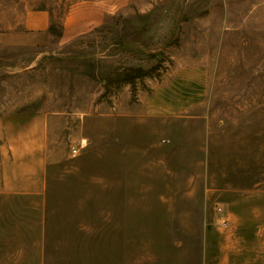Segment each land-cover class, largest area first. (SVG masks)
I'll return each instance as SVG.
<instances>
[{"label": "rangeland", "instance_id": "obj_1", "mask_svg": "<svg viewBox=\"0 0 264 264\" xmlns=\"http://www.w3.org/2000/svg\"><path fill=\"white\" fill-rule=\"evenodd\" d=\"M36 112L45 191L0 189V264H260L264 0H0V173Z\"/></svg>", "mask_w": 264, "mask_h": 264}, {"label": "crops", "instance_id": "obj_2", "mask_svg": "<svg viewBox=\"0 0 264 264\" xmlns=\"http://www.w3.org/2000/svg\"><path fill=\"white\" fill-rule=\"evenodd\" d=\"M23 130L26 131L18 132L16 138L10 141L12 160L2 166L0 189L2 192L8 193L43 195L47 159L46 116L41 112H36L30 117L27 127ZM228 214L226 213V215ZM228 216L230 218V215ZM233 227L234 220L232 218L226 227H222L228 228L225 235L231 234ZM42 232H44L43 229ZM260 244V264H264V221L260 226ZM251 262L245 257L235 264H251ZM218 264L223 263L221 261Z\"/></svg>", "mask_w": 264, "mask_h": 264}, {"label": "trees", "instance_id": "obj_3", "mask_svg": "<svg viewBox=\"0 0 264 264\" xmlns=\"http://www.w3.org/2000/svg\"><path fill=\"white\" fill-rule=\"evenodd\" d=\"M161 65V60L150 68H143L142 66H128L124 67L121 71H116V76L114 79H108L109 82L116 81L119 85L129 84L131 86L135 85L136 80H142L146 77H155V70L159 69ZM109 84V83H108Z\"/></svg>", "mask_w": 264, "mask_h": 264}, {"label": "built area", "instance_id": "obj_4", "mask_svg": "<svg viewBox=\"0 0 264 264\" xmlns=\"http://www.w3.org/2000/svg\"><path fill=\"white\" fill-rule=\"evenodd\" d=\"M83 147V143L81 141L80 144L77 145H71L70 146V155L71 156H76L79 154V151L81 150V148ZM214 211L216 216V222L219 226L221 227H226L229 219L226 215V213L224 212V209L222 208V206L219 203H215L214 204Z\"/></svg>", "mask_w": 264, "mask_h": 264}]
</instances>
